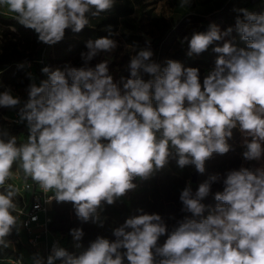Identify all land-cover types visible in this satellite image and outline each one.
I'll return each mask as SVG.
<instances>
[{
	"label": "clouds",
	"instance_id": "clouds-1",
	"mask_svg": "<svg viewBox=\"0 0 264 264\" xmlns=\"http://www.w3.org/2000/svg\"><path fill=\"white\" fill-rule=\"evenodd\" d=\"M116 2L0 0V8L52 46L67 29L79 33L90 27L89 14L99 17ZM191 3L179 0V7ZM234 11V28L221 31L210 24L180 41L188 43L189 57L209 47L218 54L202 81L198 67L154 61L150 46L139 51L125 46L135 54L128 77L118 81L108 60L89 66L101 52L118 46L111 38L118 33L109 25L107 36L86 41L81 66H45L41 71L47 79L38 85L28 73L26 100L10 88L0 92V107L18 109L15 122L28 129L23 143L0 129V249L9 248L8 237L26 226L17 203L21 189L9 183L19 173L38 186L47 197L44 203H70L79 220L103 228L104 205L134 192L137 181L155 177L173 162L203 175L214 154L233 150L234 130L242 137L243 160L264 158V12ZM233 30L246 48L226 39ZM214 183H222L223 190L213 194ZM210 194L214 208L202 203ZM179 202L185 215L171 229L160 214L137 209L139 214L112 230L114 239L97 236L78 254L57 240L46 258L34 254L31 264H264V166L211 174L195 191L188 181ZM70 235L81 249L83 229L73 228ZM161 237H166L162 244ZM16 264H24L23 259Z\"/></svg>",
	"mask_w": 264,
	"mask_h": 264
},
{
	"label": "rangeland",
	"instance_id": "rangeland-1",
	"mask_svg": "<svg viewBox=\"0 0 264 264\" xmlns=\"http://www.w3.org/2000/svg\"><path fill=\"white\" fill-rule=\"evenodd\" d=\"M124 1L117 0L120 3ZM130 1L135 5V11L129 16L120 18L119 29L116 32L118 35L112 37L117 41V48L112 53L101 52L89 65L94 68L96 64L108 60L110 73L117 81L122 76L128 77L130 58L135 54L129 51L126 45H133L136 51L150 46L154 53L152 59L162 66L167 59H173L180 61L185 67H198L202 81L207 71L214 66L218 54L212 50V47H209L206 52L189 57L187 55L188 43H180L183 37L188 36L190 39L193 32L198 31L202 25L215 24L221 31L228 27L234 28L237 16L234 9L246 8L252 12L257 11L256 13L264 12L262 0H192L189 8L179 7V0ZM0 16L13 19L12 14L8 13L6 8H0ZM12 27H15V32L10 30ZM226 39H231L237 47L246 48V42L240 39L235 30ZM42 44L38 41L34 30L20 24L13 25L0 21V92L10 88L14 96L24 101L27 99L26 89L31 82L28 79V73L35 77L38 85L41 80L47 79V75L41 71L45 66L55 70L63 69L66 64L76 67L82 65L81 53L64 55L56 51L54 45L45 44V47H41ZM21 64L24 65L23 68L18 67ZM147 78L145 76V79ZM17 111L18 109L0 107V129H6L11 135H15L19 143L18 130L19 128L25 130L27 126L26 123L17 124L15 122L18 119ZM241 141L240 133L234 130L233 138L229 141L233 150L225 155L214 154L206 162V171L203 175H198L196 183L192 182L193 174L196 172L194 168L186 167L180 170L174 162L155 177L147 181H137L138 188L134 192L118 199L113 205H104L100 212L101 219L104 220L103 228L92 222L80 224L77 227L82 228L85 233L81 241V249L74 247L73 239L67 231L56 230L55 237L62 247L78 254L79 251L86 249L97 236L114 239L112 230L129 216L139 214L137 209H143L148 214L154 212L160 214L171 229L176 220L182 219L185 215L181 212L179 194L188 181H191L192 189L195 191L199 184L211 174L219 173L223 176L227 171L239 169L241 166L253 171L264 166V158L260 161L243 160ZM9 183L13 184L12 180ZM222 190V183L212 185L213 194ZM202 203L214 208L217 202L210 194ZM64 214L70 223L79 220L70 203L54 201L52 216L55 226L63 225ZM207 214L208 209L206 208L204 215ZM22 237L21 232L17 234L15 231L8 237L11 246L7 249H0V264H16L21 258L24 264H31V257L34 254L24 245ZM165 238L161 237V244Z\"/></svg>",
	"mask_w": 264,
	"mask_h": 264
},
{
	"label": "built area",
	"instance_id": "built-area-1",
	"mask_svg": "<svg viewBox=\"0 0 264 264\" xmlns=\"http://www.w3.org/2000/svg\"><path fill=\"white\" fill-rule=\"evenodd\" d=\"M262 1L264 2V0ZM27 136L28 129L26 128L25 132L20 134L19 143L25 142ZM12 182L21 189L17 203L24 212L21 219L26 223V226L20 230L23 236V243L32 250L33 254L39 253L42 257L46 258L50 254L53 242L58 240L55 237L56 231L52 216L54 201L51 204L44 203L47 197L41 192L38 186L33 184L30 178L25 181L22 173L17 174L12 179ZM25 183L32 185V187L25 190ZM37 204H39V208L36 207ZM33 217H36V219L33 220ZM56 264H60V262L57 261Z\"/></svg>",
	"mask_w": 264,
	"mask_h": 264
},
{
	"label": "trees",
	"instance_id": "trees-1",
	"mask_svg": "<svg viewBox=\"0 0 264 264\" xmlns=\"http://www.w3.org/2000/svg\"><path fill=\"white\" fill-rule=\"evenodd\" d=\"M135 11V5L130 0H125L123 3L116 2L113 9L108 13H102L99 17H92L89 14L90 20V27H85L81 32L74 33L71 29H67L65 32L64 39L55 44L54 47L56 51L59 53H63L64 55H74L77 53H81L86 51V41L89 39H96L100 37H104L108 35V32L105 30L107 26L111 25L113 31L116 33L119 29V20L122 17L129 16L133 14ZM0 21H3L8 24L19 25V23L14 19H5L0 16ZM112 38V37H111ZM41 47H45L43 43ZM25 130H21L19 128L18 133H24ZM20 139V138H19ZM20 141V140H19ZM63 225L65 226H55L54 229L56 230H64L67 231L69 236L70 230L73 228H77L80 224H86L89 222H82L81 220L74 221L70 223L69 219L67 218L66 214L63 217ZM67 225V226H66Z\"/></svg>",
	"mask_w": 264,
	"mask_h": 264
},
{
	"label": "water",
	"instance_id": "water-1",
	"mask_svg": "<svg viewBox=\"0 0 264 264\" xmlns=\"http://www.w3.org/2000/svg\"><path fill=\"white\" fill-rule=\"evenodd\" d=\"M257 12V11H256ZM255 12V13H256ZM208 29V26L207 25H202L200 28H199V30L198 31H196V32H203V31H206ZM198 175H199V173H197V172H195L194 174H193V177H192V182L193 183H196L197 181H198Z\"/></svg>",
	"mask_w": 264,
	"mask_h": 264
},
{
	"label": "crops",
	"instance_id": "crops-1",
	"mask_svg": "<svg viewBox=\"0 0 264 264\" xmlns=\"http://www.w3.org/2000/svg\"><path fill=\"white\" fill-rule=\"evenodd\" d=\"M263 1H261V3H262ZM260 3V2H259ZM264 5V4H263Z\"/></svg>",
	"mask_w": 264,
	"mask_h": 264
}]
</instances>
